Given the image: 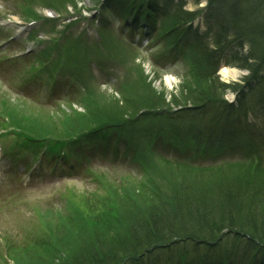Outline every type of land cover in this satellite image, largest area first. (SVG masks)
<instances>
[{
  "label": "rangeland",
  "instance_id": "obj_1",
  "mask_svg": "<svg viewBox=\"0 0 264 264\" xmlns=\"http://www.w3.org/2000/svg\"><path fill=\"white\" fill-rule=\"evenodd\" d=\"M22 1L14 0L15 4H13L12 0L6 2L0 0V11L12 15L13 18L22 19L24 16L23 11L26 8ZM90 1L92 0H36L34 4L41 2L45 4L43 7L49 9L41 8L38 11L35 10V12L45 14L46 11L53 10L58 15L54 18L57 24L55 31L48 32L50 30H45L41 32L40 37L43 39L57 38L58 33L65 25L64 21L67 19V15L75 13L78 9H80L78 12L83 11L89 6ZM195 1L188 0L186 10L181 6L185 4L183 0H171L172 8L170 10L174 11L175 14L170 15L165 24L175 30L179 28L178 24L184 17L185 11L198 9L202 10V14L196 19V23L199 22L203 26L213 23V20H208L209 16H203V14L214 8L220 9L221 5L214 1H212L214 3L208 4L209 0H201L199 3ZM227 1L232 4L239 3L238 5L242 6L241 8L248 7L243 0H222V5ZM7 8H10V10H7ZM260 18L253 16L250 18V22L255 24V21H262L264 17ZM224 26H227L229 30L237 28L235 30L236 36L239 33L247 34L249 40L248 33L250 31L248 28L251 25L248 22L246 24L247 30L238 28L234 23H227ZM76 28H88L90 31L88 39L91 44L94 43L93 41L98 35L93 22L80 21L77 23ZM254 30L251 32L253 33ZM111 32L116 35L115 40L118 38L125 49H128V59H131L133 69L124 68L128 62L126 58L119 65L114 61H108L103 72L101 69L95 68V72L91 71L90 74H93L94 78L99 77L103 88L97 87V91L93 90L94 93L88 102L84 103L85 99L75 104L77 107L67 104L60 110L37 107L28 98L18 97L16 88L0 83V132H6L11 128L12 121H16L12 125L16 129L18 128L17 122H19L36 126V130L42 133L49 135L58 133L66 136L107 120L115 123L128 122L134 126L142 125L146 123L145 118L148 117V114L145 110L150 108V105H155L156 110L163 109L166 116H174L177 114L178 107L185 106V103L173 105L171 104L173 99L183 100L186 96L192 95L191 93L194 91L201 89L202 84H206V81L213 79L215 76L209 72H203L196 75L192 73L193 75H188L189 77H186V75L182 78L180 76L183 69L182 62L173 63L171 67L164 68L158 64L161 52L155 51L154 53L151 47L144 48V45L132 46L129 35L125 36V40H121L118 33L116 34L113 30L109 33ZM248 40L245 42L244 48V52L247 51V53L251 50L248 47V44H250ZM260 41L264 42V38H261ZM200 59L204 63L203 66H206L209 54L206 58ZM198 64L201 68V61ZM226 67L236 69L239 72L236 77L228 79L223 76L222 69L220 70L219 80L228 85L235 81L243 82V77L249 74V71L240 69L237 66L226 65ZM117 77L120 78V82L116 85L114 79ZM168 77L174 79L172 85L166 82ZM226 94V98L233 101L234 94L231 92ZM209 99H212V97ZM203 104L199 102V105ZM209 115H214V113L211 111ZM250 118L264 129L263 112L260 113V116L256 119L257 121L251 115ZM152 127L162 128L163 135L167 132L170 133L166 126L163 127L162 123L160 125L154 124ZM131 130L137 131L134 127ZM206 131L209 132V129H206ZM4 140H6L5 136ZM242 154L243 152L239 150L231 151L228 154L229 158L226 160H238L240 158L235 157ZM189 155L191 157V154ZM206 157L210 158L207 162L216 161V157L220 158V156ZM148 163L146 171H142L140 167H138V171H135V169L132 171L127 170L129 168V163H127L125 168L119 171V174H115L117 179L113 182L110 181L108 190L100 194L99 199H96L98 196L91 198L90 195L92 194L88 192L79 193L76 196L73 209L68 207L62 211V213L71 212L72 215L60 220L58 218L60 214L51 210L33 208L36 206L30 203H40L38 197H44L58 204L60 201L56 195L58 192H62L66 185L83 187L86 182L92 184L90 179H85L86 182L79 181L76 183H71V181L47 182L46 187L30 186L28 183L22 184L20 181H15L14 187L9 191L16 193L10 195L9 201L0 207L2 212L0 214V218H2V220L0 219V226L2 224L3 227H9L8 232L3 231V233H0V240L5 237L11 238L6 245L8 248L6 252L8 261H4L0 257V262L5 264H97L98 262H101L100 264H114L117 256L121 255L116 252L119 247L112 246L114 241H123L122 248L130 247L129 238L135 237L136 234L141 232L144 234V231L151 229V224L147 222H143V225L137 224L138 221L145 219L149 214L161 211L164 212L162 213V215L164 214L163 218H167L165 213L173 215V213L179 212L183 214L182 211H185L184 207L188 206L190 200L205 201L204 204L213 207L217 205L216 203L222 202L220 200H226L228 194L235 195L241 192L245 194H239L242 199L238 201L242 200L243 209H246V203L252 202L255 197V195L249 193L250 187L258 192L264 186V184L257 183L260 179H264V164L256 160H251L250 164L226 165L208 171L192 170L182 167L181 163L176 162L167 163L158 155L153 158L152 164L149 161ZM125 170L126 172H122ZM10 178L11 173L6 176V182H11ZM145 179L147 181H144ZM5 184L3 183L1 187ZM60 186H63V188ZM77 189L85 190L87 187ZM9 191L8 193H10ZM261 195L264 197V191ZM251 197L252 199H248ZM216 200L219 201L216 202ZM229 205L232 206L233 204L229 202ZM231 209L232 211L229 209L230 213L225 212L226 218L224 216L215 217L214 220H209L208 223L219 222L223 224L228 219H234L235 221L238 218L235 211L237 209ZM243 212L247 213L245 210ZM246 215L244 216L248 217ZM194 216L193 219L198 218V215ZM84 217L86 219H83ZM172 219L163 220L171 224ZM193 219L187 220L191 222L182 224V226L194 225L193 222H198L192 221ZM18 224H20L19 229L16 228ZM251 226L254 229L264 227L255 224ZM217 227L218 225L211 226L208 229L212 230ZM112 228L113 230L110 231ZM49 233L50 236H48ZM116 237L118 240H114ZM140 246L135 250L138 251L142 248V245ZM1 250L0 243V252Z\"/></svg>",
  "mask_w": 264,
  "mask_h": 264
},
{
  "label": "trees",
  "instance_id": "obj_2",
  "mask_svg": "<svg viewBox=\"0 0 264 264\" xmlns=\"http://www.w3.org/2000/svg\"><path fill=\"white\" fill-rule=\"evenodd\" d=\"M243 1L248 5V7L233 9L225 13V19L228 18L225 24L234 23L237 27L243 28V30H247V22L251 25L248 28L250 31L248 33L249 40L247 39V34L243 33H239L234 37L235 40H238L240 42V44H242L243 41L246 42L248 40L251 48L249 53L239 54L235 52L234 64L242 69H248L249 71H251V76L248 78V80L254 81V78L255 80H260V82L264 83V77L259 76V73L264 72V42L260 41L261 38H264V0ZM253 16H258L259 18L262 17L263 20L255 21L256 23L253 24L254 22H250V18ZM252 30H254L253 33L251 32ZM229 31L230 30L228 29V27L223 25L221 35L218 34L215 37L216 45L221 50L229 46L230 41L228 38V34H226ZM206 40V37H200L196 45L198 49V56L200 58H206L209 54ZM214 53L216 52L214 51ZM218 64L219 63H217L216 61H212L209 57L206 63V72L214 74L215 76L213 77V79L206 81V84H202L201 89L194 91L193 93H191L192 95L186 96L183 100L179 98L173 99L171 104L179 105L185 103V106H195L198 105L199 102L205 101L207 102V106H211L210 108H212V112L215 115V120L211 125L212 129L216 128V124L219 119V127H226L225 130L236 132V134H240L244 138H249L250 136L255 135L259 129H255L252 124L247 123L245 120V115H247L249 112L257 113V110L261 108L260 104L264 103V85H259V83H257V85L254 84V86H250L247 94L248 98H245L246 101H244L243 98L237 106L234 104H229L226 102L224 97L226 90L231 87L238 88L239 86L238 84H236V82H232L228 85L219 80V76H217L215 71L218 68ZM244 96L246 97V94H244ZM210 97H212V99H209ZM257 183L264 184V179H260V181ZM258 185L260 186V184ZM263 191L264 186L263 188L261 187V190H259L258 192H256L253 187H250L249 193H252L253 195H255V197L252 202L249 201L246 203V209H243L242 200L238 201L242 199L239 194H245L242 192L236 193L235 195L228 194L226 200H220L222 202L216 203L217 205L213 207H209L204 204L206 203L205 201L200 202V200H190L188 206L184 207L185 211H182L183 214L179 212H172L173 215L165 213L168 219H172L174 217L170 222L171 224L164 222L163 219H167L163 218L164 214L162 215V213L164 212L156 211V213H151L145 219L143 218L142 220L137 222L138 225H143L147 222L148 224H151V229L144 231V234L143 232H141L139 234H136L135 237L132 236V238H129V241L131 242L130 247L122 248L123 241H114L118 240L117 237L113 240L114 245L112 246H119V250L117 252L121 251L122 253L123 251H129V249L135 250L138 247H141L140 245H142V248L139 249L141 250L148 246L152 241H160L161 239H172L176 237H189L198 242H208L215 239L222 231L230 230L231 233L237 232L238 236H240V233L249 235V238L245 239L247 246H249L251 250L259 249V246L261 244L264 245V227L254 229L251 225L255 224L256 226H264V197L261 195ZM252 197L248 199H252ZM218 201L219 200H216V202ZM229 202L233 205L230 206ZM173 208L176 209L175 206H173ZM231 208L237 209L235 211L237 212L236 214L238 215V218H236L235 221L234 219H226L227 222L223 224L219 222L208 223L209 220H214L215 217L224 216V218H226L225 212L230 213L232 211ZM241 209L247 211V213L243 212V210ZM194 215H198V218L193 219L195 217ZM244 215L248 217H245ZM190 219H193L192 221L198 222H193L194 225L182 226V224L191 222L187 221ZM204 220L207 221L204 222ZM178 224L180 226H177ZM220 224L222 225L220 226ZM217 225L218 227L215 229H208L211 226ZM112 230L113 228L110 229V231ZM111 238L113 239V236Z\"/></svg>",
  "mask_w": 264,
  "mask_h": 264
},
{
  "label": "bare ground",
  "instance_id": "obj_3",
  "mask_svg": "<svg viewBox=\"0 0 264 264\" xmlns=\"http://www.w3.org/2000/svg\"><path fill=\"white\" fill-rule=\"evenodd\" d=\"M229 10L227 8H223L222 9V12H221V16L223 18V21H224V24L226 23V21L228 20V18L225 19V13H227ZM239 28V27H238ZM235 30H237V28H234V29H230V31L226 34L228 35H233V36H236V33H235ZM222 74L225 78H231V77H236L237 75H239V72L236 70V69H231V68H223L222 69ZM173 80L172 78H166V82L169 84V85H172L173 83Z\"/></svg>",
  "mask_w": 264,
  "mask_h": 264
}]
</instances>
